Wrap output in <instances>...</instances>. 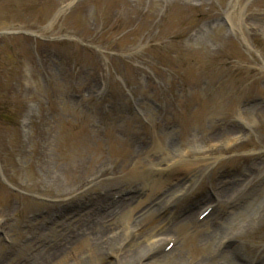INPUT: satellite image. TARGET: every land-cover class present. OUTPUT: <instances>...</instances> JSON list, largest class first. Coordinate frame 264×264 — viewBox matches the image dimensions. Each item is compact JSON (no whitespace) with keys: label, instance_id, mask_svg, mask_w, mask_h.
<instances>
[{"label":"rangeland","instance_id":"1","mask_svg":"<svg viewBox=\"0 0 264 264\" xmlns=\"http://www.w3.org/2000/svg\"><path fill=\"white\" fill-rule=\"evenodd\" d=\"M0 264H264V0H0Z\"/></svg>","mask_w":264,"mask_h":264},{"label":"bare ground","instance_id":"2","mask_svg":"<svg viewBox=\"0 0 264 264\" xmlns=\"http://www.w3.org/2000/svg\"><path fill=\"white\" fill-rule=\"evenodd\" d=\"M220 204H221V202L218 201V204H217V205H220ZM214 230H215V229H213V228L211 229L212 232H214ZM224 237H225V236H224ZM224 237H223V238H224Z\"/></svg>","mask_w":264,"mask_h":264}]
</instances>
